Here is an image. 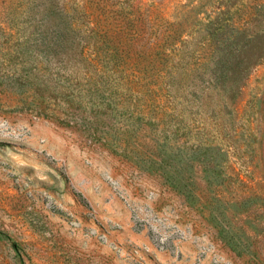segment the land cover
Wrapping results in <instances>:
<instances>
[{
  "label": "rangeland",
  "instance_id": "1",
  "mask_svg": "<svg viewBox=\"0 0 264 264\" xmlns=\"http://www.w3.org/2000/svg\"><path fill=\"white\" fill-rule=\"evenodd\" d=\"M0 264H264V0H0Z\"/></svg>",
  "mask_w": 264,
  "mask_h": 264
}]
</instances>
